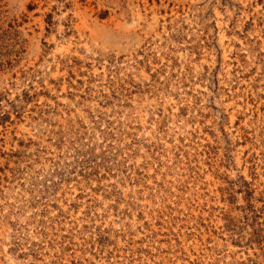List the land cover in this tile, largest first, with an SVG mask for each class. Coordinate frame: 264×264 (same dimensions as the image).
<instances>
[{"label":"rangeland","instance_id":"rangeland-1","mask_svg":"<svg viewBox=\"0 0 264 264\" xmlns=\"http://www.w3.org/2000/svg\"><path fill=\"white\" fill-rule=\"evenodd\" d=\"M0 264H264V0H0Z\"/></svg>","mask_w":264,"mask_h":264}]
</instances>
